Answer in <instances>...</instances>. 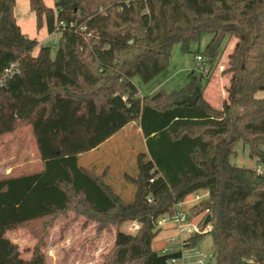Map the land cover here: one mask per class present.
<instances>
[{
	"label": "trees",
	"instance_id": "16d2710c",
	"mask_svg": "<svg viewBox=\"0 0 264 264\" xmlns=\"http://www.w3.org/2000/svg\"><path fill=\"white\" fill-rule=\"evenodd\" d=\"M36 26L59 32L50 46L27 36L16 0H0V135L31 126L44 168L0 179V264H47L42 247L49 229L65 232L78 215L104 226L136 220V234L118 231L104 264H168L181 251L159 254L158 222L173 215L191 193L206 189L199 204L210 230L184 240L195 248L212 235L207 264H264V171L235 166L242 142L264 162V0H29ZM203 33L206 75H188L176 90L139 95L137 76L150 82L170 63L172 48L189 51ZM236 39L223 73L229 74L221 106L204 96L203 79L225 44ZM196 102L181 103L195 88ZM133 121L145 137L137 154L133 198L107 182V171L82 166V154L98 148ZM74 213L75 216H72ZM191 218V217H190ZM35 224L38 226L36 227ZM31 229L37 242L21 260L3 238L5 229Z\"/></svg>",
	"mask_w": 264,
	"mask_h": 264
},
{
	"label": "rangeland",
	"instance_id": "374dc122",
	"mask_svg": "<svg viewBox=\"0 0 264 264\" xmlns=\"http://www.w3.org/2000/svg\"><path fill=\"white\" fill-rule=\"evenodd\" d=\"M48 4H53V0H45ZM17 21L21 26L23 32L33 38H37L40 44L50 46L52 49V56H55L56 48L55 43L58 41L60 36L59 32L49 34L46 28L39 29L36 26V20L34 13L30 8L28 0H16L15 9ZM211 34L203 33L201 38L197 41H192L189 46V51H184L180 43H175L172 48V55L169 65L153 80L150 82H143L139 77L134 78V82L139 88L140 92L145 94L151 90L159 91L160 89H166L168 91L180 89L188 83V75L193 72L197 77L206 75L207 72L201 70V66L208 70L209 66L206 64L205 58L203 61L197 60V55L202 53L206 45L211 40ZM236 39H230L223 48L222 54L218 58L215 68L211 71L208 77V83H206L205 77L203 79L204 91L208 85L214 82L220 81V86L223 82L228 79L229 74H224L223 69L228 65V55L233 51ZM211 83V84H210ZM159 88H155L160 85ZM154 93V92H153ZM205 94V93H204ZM221 102H217V107H220ZM125 133H120L116 139L119 143L127 142L129 139L123 138ZM132 143L137 142V152H134L135 145L122 149V152L126 151V160L123 164L119 163L121 157L118 159L112 157L111 167L113 171V177L115 179L124 178L123 174L135 173L133 165V154L146 151V144L144 137L137 133L135 138H130ZM129 148V149H127ZM264 148V146H263ZM0 150L3 154L11 155V163H20L22 157L27 156L29 166L27 169H33L37 167L38 154L36 152V145L33 137L32 127L24 126L16 132L8 133L0 136ZM98 153H88L84 158L90 157L91 159H97ZM25 160V159H24ZM84 160V159H83ZM81 160L80 165H86V162ZM230 161L235 166L257 168L259 165L262 166L264 171V162H258L257 159L252 158L249 155L248 147L242 142H239L235 146V153L230 158ZM25 169V168H24ZM136 169V168H135ZM23 171L19 169V172ZM198 193L202 199L208 197V191L206 189L197 190L189 194L185 199V209L187 214L191 217V221L199 226L202 225L200 222L203 221L206 211H199V204L203 201H196L195 194ZM126 194L125 199L131 201L132 195ZM75 216L74 213H71ZM85 215H78L74 223L69 226L65 232L61 230L62 223H57L49 229L48 237L42 247L46 254L47 264H104L105 257L110 254L115 247V237L118 231L136 234L138 229L141 227V223L136 220H129L123 223H115L106 225L103 227L100 233L98 230L99 223L95 219ZM160 232L153 240V248L159 253H166V247L172 246L178 249L180 236L176 228L172 224H162L159 221ZM37 227L38 225L35 224ZM3 238L8 239L16 249L18 257L21 260H25L30 257L33 253L34 246L37 242L36 237L31 232L30 228H9L5 229ZM175 238L174 242L170 239ZM184 255L178 259V264H199V257L195 251H199L204 254L205 257L202 259L205 263L213 260V254L215 245L213 242L212 235L206 233L195 248L183 249Z\"/></svg>",
	"mask_w": 264,
	"mask_h": 264
},
{
	"label": "crops",
	"instance_id": "0c3cea01",
	"mask_svg": "<svg viewBox=\"0 0 264 264\" xmlns=\"http://www.w3.org/2000/svg\"><path fill=\"white\" fill-rule=\"evenodd\" d=\"M53 4H54V0H53ZM53 4H48V5H53ZM227 81H228V79L226 78V80L223 82V84L221 86H220V81L214 82L212 84L210 83L211 85H208L207 88L205 89L204 96L212 105L217 107V102L222 103L223 99L226 97L225 87L227 85ZM160 86H161V84L156 86L155 88H159ZM138 90H139V88H138ZM153 92L156 93L157 91L155 92L153 89L147 94L152 95V94H154ZM147 94H145L144 92L141 93L139 90V95L143 96V95H147ZM256 96L259 98H264V90L258 91L256 93ZM120 133H125V137H123V138L129 139L127 142H125V144L119 143V141L116 139V137H118V135ZM137 133L140 134L141 137L142 136L144 137L142 129L139 125V122L133 121V122L129 123L128 125H126L118 133L113 135L111 138H109L106 142L101 144L98 148L82 154L79 158V163L83 159H84L83 161L86 162V165H82V166H86V167H90V168L95 167L100 172H104L106 170L107 171V177H106L107 182L110 185H112V187L114 188V190L116 192L123 195L124 197L126 196L127 193H129L128 194L129 196L133 194L134 185L127 180L126 172H124L125 174H123L124 178L115 179L113 177V171H112V167H111V163H113V162L111 161V158L116 157L118 159L119 157H121V160L119 161V163L122 162L124 164L125 160H126V151L124 150L122 152V149L125 148L126 145H127V147L130 148V146L137 144V142H135V141L132 143V141L130 139L133 137L135 138V136H137ZM6 134H8V133H6ZM144 142H145V137H144ZM129 148H127V149H129ZM36 152L38 154L37 147H36ZM95 152L99 154V156H100V157L98 156L99 158H97V159H91L90 157L84 158L85 155H87L88 153H95ZM134 152H137V145H135ZM3 153L4 152H2V150H0V179L4 178V177L11 176V175H19V174H22L25 172L42 170L45 166L44 162L39 157V154H38V160H37L38 166L33 168V169H27L26 167L29 166V161H27L28 160L27 156H25V158L22 157V161L20 163H14L13 164L10 162L11 155H8L7 153L6 154H3ZM137 154L138 153H135V155L133 154V165H134L133 168H134V170L136 168ZM19 169H22L23 171L19 172ZM261 169H262V166H261ZM184 208H185V205H184ZM31 257H32V255L26 259H30Z\"/></svg>",
	"mask_w": 264,
	"mask_h": 264
},
{
	"label": "built area",
	"instance_id": "2783aa9c",
	"mask_svg": "<svg viewBox=\"0 0 264 264\" xmlns=\"http://www.w3.org/2000/svg\"><path fill=\"white\" fill-rule=\"evenodd\" d=\"M197 60L198 61H203V57L201 55H197ZM16 65L12 64L8 69L5 70V74H4V79L11 76L12 73L14 72ZM201 70L203 71H208L205 70L204 66L200 67ZM3 79V80H4ZM3 80H1L0 82H2ZM257 172H261V165H259L256 168ZM195 200L196 201H201L204 200L200 197V195L198 193L195 194ZM185 205V201H182L180 203H178L176 205V210L175 213L173 215H164L160 218L159 221H161L162 224H172V226H174L177 230V232L179 233L180 236V241H179V246L178 249L173 248L172 246H168L166 247V253H174L177 251H181L182 254L184 255V250L186 249L184 240H186L188 237L194 235V234H199V233H205L208 232L210 230V225H208V223L206 224L205 221L200 222V224L202 223L201 226H199L198 224H195L194 222L191 221V218L188 216L186 209L184 208ZM158 226L160 227L161 225L158 222ZM171 242L175 241V238H171L170 239ZM196 255H198L199 260L198 263L199 264H207L204 262V260L202 259V257L204 258L205 255L201 254L199 251H195ZM168 264H178V259L177 258H171L168 261Z\"/></svg>",
	"mask_w": 264,
	"mask_h": 264
},
{
	"label": "water",
	"instance_id": "95a60500",
	"mask_svg": "<svg viewBox=\"0 0 264 264\" xmlns=\"http://www.w3.org/2000/svg\"><path fill=\"white\" fill-rule=\"evenodd\" d=\"M199 95H200V91H199V88L197 87V88H195L193 94L190 95V96H188L184 100H182L181 103H185V102H196L198 100V98H199ZM210 219H211V216L208 215L206 217L205 223L206 224L209 223Z\"/></svg>",
	"mask_w": 264,
	"mask_h": 264
}]
</instances>
